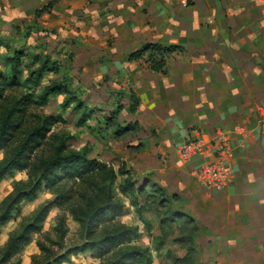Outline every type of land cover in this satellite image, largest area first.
<instances>
[{
    "label": "rangeland",
    "instance_id": "1",
    "mask_svg": "<svg viewBox=\"0 0 264 264\" xmlns=\"http://www.w3.org/2000/svg\"><path fill=\"white\" fill-rule=\"evenodd\" d=\"M137 1L0 0V81L9 77L7 59L14 52L22 54L20 87L3 89L0 127L16 103L25 104L26 112L18 113V118L27 127L36 124V117L57 119L47 143L31 153V160L47 158L52 142L67 138L68 153L86 150L90 159L115 172L123 166L136 184L134 194L121 195L118 187L124 179L118 177L113 194L121 211L101 217L90 239L69 213L52 209L41 231L32 234L30 244L7 264H48L66 251L97 242L122 227L137 232L130 244L101 259L86 251L70 256L64 264H108L127 248L146 250L151 264H264V242L257 227L260 218H253L256 212L264 213V203L246 201L241 195L237 202L214 196L189 177V168L195 163L178 158L179 148L190 138L186 135L191 126L182 128L186 124L182 122L189 120L187 105L200 97L197 92L191 97L176 80L180 71L188 73L181 65L183 60L172 53L161 75L149 72L143 61L128 62L131 53L148 44L140 15L124 6H137ZM180 7L194 5L183 0ZM35 56L40 61L48 57L59 68L56 74L45 73L39 84L30 77L39 68L38 63L31 65ZM64 77L70 81L74 100L82 102L81 110L63 95L38 105L44 87ZM200 86L204 87L203 79ZM132 94L139 100L133 113L129 109ZM118 128H128V133L114 139L112 132ZM22 136L20 132L17 141ZM5 158L6 153L0 151V163ZM30 182L26 172L7 176L0 183V203L11 194L26 191ZM254 189L248 187L245 192L252 194ZM256 199L264 201V196ZM53 200L42 189L33 202H22L12 219L0 227V252L11 236ZM60 219L65 230L62 240L56 232ZM38 244L46 251H40Z\"/></svg>",
    "mask_w": 264,
    "mask_h": 264
},
{
    "label": "crops",
    "instance_id": "2",
    "mask_svg": "<svg viewBox=\"0 0 264 264\" xmlns=\"http://www.w3.org/2000/svg\"><path fill=\"white\" fill-rule=\"evenodd\" d=\"M190 1L194 7L188 9L180 7L183 0H139L137 6H124L140 15L148 43L175 46L174 55L188 70L175 78L201 101L187 105L189 120L182 128H191L186 138L196 133L211 137L217 129L231 134L232 182L220 192L204 190L235 202L241 195L264 203L256 199L264 196V0ZM236 127L245 128L244 136L235 133ZM248 187L255 188L252 194L245 192ZM256 215L264 242V213Z\"/></svg>",
    "mask_w": 264,
    "mask_h": 264
},
{
    "label": "trees",
    "instance_id": "3",
    "mask_svg": "<svg viewBox=\"0 0 264 264\" xmlns=\"http://www.w3.org/2000/svg\"><path fill=\"white\" fill-rule=\"evenodd\" d=\"M175 50L176 47L172 45L162 46L158 43H148L139 51L131 53L128 56V62L143 61L149 72L161 75L165 72L168 57ZM21 58V53L14 52L12 57L7 59L10 64V73L7 79L0 81V101L4 87H20L18 77L21 74ZM34 63L39 64L38 70L31 73L30 76H34L33 82L35 84H39L45 73L56 74L59 69L48 57L40 61L39 56H35L31 65ZM61 95L76 102L67 77L44 87L38 97L37 104L43 106L49 98ZM131 99L133 103L129 109L133 113L139 104V100L133 94ZM75 107L81 110L82 102H76ZM25 108V104L16 103L3 118L0 127V151L6 153V158L0 163V183L14 172H26L31 182L26 191L3 198L0 203V227L5 226L12 219L14 212L17 211L22 202H33L42 189L52 194L54 200L41 207L19 233L7 240L0 252V264L9 263L12 258L19 255L30 244L31 235L41 231L42 224L52 209L69 213L86 233L87 239H90L94 235L96 224L100 222L101 217L104 215L113 217L121 211V206L113 194V187L118 177L124 179L118 187L121 195H132L136 190V184L125 167L122 166L115 172L104 163L90 159L86 150L68 153L67 138L54 140L51 154L47 158L39 156L31 160V153L39 150L45 141L47 143L50 129L57 123V119L50 116L36 117V124L27 127L18 118V113L25 114ZM119 112L120 110H117L116 113ZM20 132L23 134V139L17 141V135ZM125 133H128V128H118L112 132V136L117 139ZM150 184L151 182H149ZM152 188L156 189V186L153 184ZM146 228L150 229L147 223ZM56 232L62 240L65 235L62 219L59 220ZM136 236V231L122 227L97 242L86 243L81 247L68 250L48 264L68 263L70 256L86 251L93 252L96 258L101 259L116 251L118 247L130 244ZM37 247L40 251H46L39 244ZM117 256L114 261L108 264L152 263V258L146 250L127 248L118 251Z\"/></svg>",
    "mask_w": 264,
    "mask_h": 264
},
{
    "label": "built area",
    "instance_id": "4",
    "mask_svg": "<svg viewBox=\"0 0 264 264\" xmlns=\"http://www.w3.org/2000/svg\"><path fill=\"white\" fill-rule=\"evenodd\" d=\"M235 133L244 136V127H236ZM230 132L217 130L209 137L196 133L179 148L178 158L193 165L189 177L200 188L220 192L232 182L233 150Z\"/></svg>",
    "mask_w": 264,
    "mask_h": 264
}]
</instances>
